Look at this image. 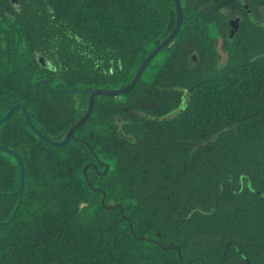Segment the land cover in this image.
Here are the masks:
<instances>
[{"label": "trees", "instance_id": "trees-1", "mask_svg": "<svg viewBox=\"0 0 264 264\" xmlns=\"http://www.w3.org/2000/svg\"><path fill=\"white\" fill-rule=\"evenodd\" d=\"M181 5L135 87L97 95L65 145L22 108L0 124L25 170L4 194L21 172L0 148V264H264V0ZM176 19L175 0H0V118L22 103L63 140L84 90L131 82Z\"/></svg>", "mask_w": 264, "mask_h": 264}, {"label": "water", "instance_id": "water-1", "mask_svg": "<svg viewBox=\"0 0 264 264\" xmlns=\"http://www.w3.org/2000/svg\"><path fill=\"white\" fill-rule=\"evenodd\" d=\"M175 1H176L177 19H176L175 26L172 29V31L170 32V34L161 43H159L157 46H155L147 54V56L145 57V59L141 63L139 69L137 70L135 77L128 84H126L124 86L117 87V88L98 87V88H94V89H90V90H84L85 92L89 93L88 109L85 112V114L69 128V130L67 131V134H66V136H65V138L63 140H61V141L53 140V139L48 138L46 135H44L42 133V131L39 130L33 124L32 120L30 118V113H29L28 109L22 103H17L15 105H13L9 109V111L6 113V115L4 117L0 118V124L5 122L17 108H22L24 110V113H25V116L27 118V121H28L29 125L35 130V132H37L39 135H41L45 140H47L49 143H51L53 145H57V146H62V145H65L66 143H68L70 139L75 138V130L83 122H85L87 120V118L90 116V114L92 113L93 107H94V104H95V99H96L97 95L102 94V95H106V96H117L119 94H122V93H125V92L131 90L133 87H135V85L138 83V81L142 77V74H143L144 70L146 69L147 65L150 63V61L166 45H168L175 38V36L178 34V32L181 29L182 24H183V11H182L181 0H175ZM240 27H241V17L240 16H236V17H233V18L230 19L229 28H228V31H227V37H228V40L230 42L233 41L235 33L237 31H239ZM44 82H45V79H41L39 81V83H44ZM0 148L16 154L18 156V159H19L20 172H21L20 187L17 190L13 191V192L4 193V194L13 195V194H15L17 192L22 191L24 189V186H25V170H24V165H23V159L15 150H13L10 147H6V146H3L2 144H0ZM87 166H88V164L84 168V172L85 173H86ZM107 168H108V165H107ZM105 197H106V193H104V196H103V199H102V203L103 204L105 203ZM106 206L108 208H113V207L119 206L121 211L123 210V207H122L121 204H116V205H111V206L110 205L109 206L106 205ZM131 229L133 231L132 225H131ZM175 248L178 249L179 256L182 259L183 257H182L180 246L176 245Z\"/></svg>", "mask_w": 264, "mask_h": 264}, {"label": "rangeland", "instance_id": "rangeland-1", "mask_svg": "<svg viewBox=\"0 0 264 264\" xmlns=\"http://www.w3.org/2000/svg\"><path fill=\"white\" fill-rule=\"evenodd\" d=\"M183 32L193 34L196 37H198L200 35V31L189 22L185 23ZM224 58H225V56H224ZM42 61L46 64H50V62L46 59H42ZM84 97H87V94L86 95L84 94ZM114 97L113 96H107L106 97L108 103H110L111 105H114L116 103Z\"/></svg>", "mask_w": 264, "mask_h": 264}]
</instances>
